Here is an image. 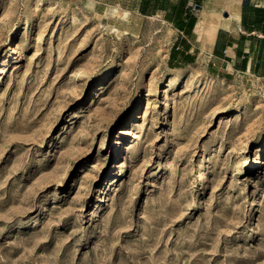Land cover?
<instances>
[{
	"label": "rangeland",
	"instance_id": "obj_1",
	"mask_svg": "<svg viewBox=\"0 0 264 264\" xmlns=\"http://www.w3.org/2000/svg\"><path fill=\"white\" fill-rule=\"evenodd\" d=\"M106 15L0 0V264H264V80Z\"/></svg>",
	"mask_w": 264,
	"mask_h": 264
},
{
	"label": "crops",
	"instance_id": "obj_2",
	"mask_svg": "<svg viewBox=\"0 0 264 264\" xmlns=\"http://www.w3.org/2000/svg\"><path fill=\"white\" fill-rule=\"evenodd\" d=\"M131 34L167 29L172 69L264 80V0H85Z\"/></svg>",
	"mask_w": 264,
	"mask_h": 264
},
{
	"label": "bare ground",
	"instance_id": "obj_3",
	"mask_svg": "<svg viewBox=\"0 0 264 264\" xmlns=\"http://www.w3.org/2000/svg\"><path fill=\"white\" fill-rule=\"evenodd\" d=\"M115 31H117V30H115ZM166 100H167V97H165V102L162 104V109H161V111H162V113H164V116L166 117V113H167V108H168V104H167V102H166ZM220 114H223V112H217V115H220ZM136 119V118H135ZM135 119L132 121V122H130L129 124H128V126H127V129H125V131L126 130H130V129H134V127H136L137 125H136V123H135ZM131 138V137H130ZM138 138H139V136H138V134L136 133V132H134L133 133V137H132V139L135 141V140H138ZM116 141H115V144L117 145V149H118V152L121 150V136L120 135H118L117 136V138L115 139ZM119 157V156H118ZM203 182H204V177H203V175L201 174L200 176H199V183H197L196 184V187L198 186H202L203 185Z\"/></svg>",
	"mask_w": 264,
	"mask_h": 264
}]
</instances>
